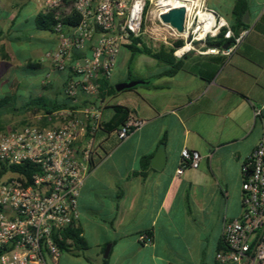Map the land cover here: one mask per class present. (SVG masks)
<instances>
[{"label":"crops","instance_id":"crops-1","mask_svg":"<svg viewBox=\"0 0 264 264\" xmlns=\"http://www.w3.org/2000/svg\"><path fill=\"white\" fill-rule=\"evenodd\" d=\"M205 6L234 34H245L226 57L189 52L169 75H163L167 66L150 58L143 75L119 80H148L122 90L130 96L112 105L143 120L122 141L103 128L113 115L103 98L93 168L79 188L72 224L85 248L62 250L48 264H216L222 222L240 213V166L264 120V0H205ZM38 13L33 0H0V90L10 92L18 72L30 82L38 69L39 89L64 101L63 76L51 72L46 56L57 37L35 27ZM196 45L203 50L228 42L209 37ZM127 56L123 47L115 66ZM182 150L199 159L195 169L185 167L176 175ZM218 193L226 194L221 214L211 211ZM140 234L150 241L140 243Z\"/></svg>","mask_w":264,"mask_h":264},{"label":"built area","instance_id":"built-area-1","mask_svg":"<svg viewBox=\"0 0 264 264\" xmlns=\"http://www.w3.org/2000/svg\"><path fill=\"white\" fill-rule=\"evenodd\" d=\"M33 1L40 14L52 17L57 43L46 56L51 72L63 76L60 91L69 106L38 114L34 124L0 133V264H47V259L58 258L62 233L77 218L79 188L93 168L104 107L98 81L110 78L119 51L132 38H149L173 49L174 58L181 59L189 52L226 57L245 34H234L205 0ZM175 8L184 11L179 33L159 20ZM72 14L78 23L65 27L62 20ZM200 14L212 23L198 38ZM218 35L228 42L226 47H197ZM178 41L181 45L175 46ZM142 124L128 112L114 130L116 139L124 140ZM198 159L196 152L182 150L175 174L185 167L195 169ZM12 165H27L29 170L10 172ZM137 240L150 241L146 234ZM220 242L214 253L216 264H264V120L255 147L240 166V213L222 222Z\"/></svg>","mask_w":264,"mask_h":264},{"label":"trees","instance_id":"trees-1","mask_svg":"<svg viewBox=\"0 0 264 264\" xmlns=\"http://www.w3.org/2000/svg\"><path fill=\"white\" fill-rule=\"evenodd\" d=\"M35 27L39 30H48L51 31V28L53 26L52 17L50 15L45 14H37L34 18ZM78 23V18L75 14H72L69 17H65L62 20V24L65 27H73ZM232 29V28H231ZM217 38H220V35L217 36ZM181 41H178L175 43V46H180ZM129 56L127 59V63L130 62L131 58L136 55H145L156 62L163 64L168 67V69L163 72V75H169L173 73L175 70L179 68V64L181 62V59H175L172 55L173 49L164 47L160 45L157 49H152L149 46H147L141 38H132L130 40V43L124 47ZM36 67L35 65H33ZM130 78V75H129ZM15 85H17L16 82H12V86L10 89V92L0 97V117L5 113H13L16 108H14L15 103ZM113 93L112 87L108 84V80L100 78L98 81V98L103 99L105 96H108ZM11 106V110L8 109V107ZM68 101H57L51 98H47L44 96H37L33 97L31 99H28L26 102H24L21 105V108L23 109V113H30L32 115L36 114H49L52 111L59 110L62 108L68 107ZM113 115L111 117L110 122L103 124V128H109L108 131L115 130V121H119V125L123 122L125 119L128 111L125 108H122L120 106H112ZM1 130V129H0ZM10 172H23L27 173L29 170V167L27 165H12L8 167ZM63 240L58 244L60 250H67V248L71 247L76 250H81L85 248L84 241L79 237V231L77 229H74L73 226H69L64 230L62 233ZM66 240L69 241V243L65 242ZM103 263H105V260H103Z\"/></svg>","mask_w":264,"mask_h":264},{"label":"rangeland","instance_id":"rangeland-1","mask_svg":"<svg viewBox=\"0 0 264 264\" xmlns=\"http://www.w3.org/2000/svg\"><path fill=\"white\" fill-rule=\"evenodd\" d=\"M34 2V1H33ZM143 42L149 46L152 49H157L160 47V44L158 42H152L149 38L143 37ZM125 49V48H124ZM126 50V49H125ZM127 51V50H126ZM125 52V51H124ZM123 52V54H125ZM128 56L124 62H119L117 66L114 67V69L111 72L110 80H111V87L113 89V86L121 79H123L127 74L130 76L134 75H143V73L146 70L147 63H153V60H151L149 57L145 55L136 54L134 55L130 62L127 63ZM32 72L34 73V79L30 82L23 80V75L20 72H18L16 76V83L17 87L15 88V103L14 108L16 110L13 113H7L5 112L0 117V133L9 131L11 129H15L18 127H21L26 124H34L36 123V115H32L30 113H23V109L21 108V105L26 102L28 99H31L33 97L37 96H44L45 93L39 89L38 83L39 80L43 77V73L39 71L38 69H33ZM61 84V79L59 80ZM10 89V88H9ZM8 91L7 87H4L0 90V97L4 95L5 92ZM127 94V95H126ZM129 93L127 91H119L116 92L113 89V93L105 96V102L108 104V106H112L118 103H123L128 97ZM48 98V97H47ZM11 106L8 107L9 110ZM109 111L105 110L103 114V118L108 116ZM110 136L114 137L115 134L112 132L110 133ZM233 196V192H230L227 196L228 198V204L231 202V197ZM226 197V194L224 193H218L217 197L213 200L211 211L212 213L219 212V214L222 213L223 208V199ZM239 202H240V193H239ZM50 261L47 259V264Z\"/></svg>","mask_w":264,"mask_h":264},{"label":"water","instance_id":"water-1","mask_svg":"<svg viewBox=\"0 0 264 264\" xmlns=\"http://www.w3.org/2000/svg\"><path fill=\"white\" fill-rule=\"evenodd\" d=\"M183 8H175V9H170L166 13L161 14L159 16V20L162 23L168 24L171 28L175 29L176 32H181L182 30V21H183ZM183 56L182 58H184ZM148 80H132L128 79L124 82L117 83L113 86L114 91L119 92L122 90L130 89L138 85H146ZM157 156L162 155V151L158 150L156 151ZM155 168V167H154ZM106 252L107 250L105 249L103 258H106Z\"/></svg>","mask_w":264,"mask_h":264},{"label":"bare ground","instance_id":"bare-ground-1","mask_svg":"<svg viewBox=\"0 0 264 264\" xmlns=\"http://www.w3.org/2000/svg\"><path fill=\"white\" fill-rule=\"evenodd\" d=\"M199 20L203 22V24H201L198 27V31H197V37L200 38L203 36L204 32H206V30L209 28V26L211 25L212 21L209 17H205L204 15H199ZM186 47H184L183 49H186Z\"/></svg>","mask_w":264,"mask_h":264}]
</instances>
